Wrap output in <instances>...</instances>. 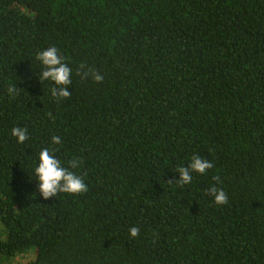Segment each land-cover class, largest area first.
Wrapping results in <instances>:
<instances>
[{"label":"trees","instance_id":"16d2710c","mask_svg":"<svg viewBox=\"0 0 264 264\" xmlns=\"http://www.w3.org/2000/svg\"><path fill=\"white\" fill-rule=\"evenodd\" d=\"M49 47L66 99L39 79ZM44 148L88 191L44 199ZM194 155L213 167L175 184ZM22 257L264 264V0H0V264Z\"/></svg>","mask_w":264,"mask_h":264},{"label":"clouds","instance_id":"9594fccd","mask_svg":"<svg viewBox=\"0 0 264 264\" xmlns=\"http://www.w3.org/2000/svg\"><path fill=\"white\" fill-rule=\"evenodd\" d=\"M36 59L41 62L43 71L40 74V81L48 80L54 85L50 91L51 95L58 99H66L71 93L67 90L72 83L71 68L63 62V57L59 55L57 48L49 47L36 55ZM86 66L82 63L80 69ZM82 78L91 75L92 79L100 83L103 81V76L96 71L89 69L88 71L80 72ZM18 91L16 85L8 87L7 92L12 95ZM51 115V113H49ZM11 135L17 138L18 143H23L28 139L27 129L14 127ZM60 138L53 136L52 143L59 144ZM39 163L35 167V175L38 178V189L44 199L57 196L58 193L81 194L88 191L84 180L69 169L61 166L60 160L54 155L49 148H44L39 153ZM71 168L79 166L78 161L70 160ZM213 167V163L199 156H192L190 163L186 167L177 169L179 179L175 184L183 187L192 181V173L205 174L207 170ZM214 179L219 180L218 177ZM172 183L171 181L169 182ZM207 194L214 197V203L224 205L228 203V196L222 189H217L215 186L207 190ZM129 234L132 238L139 236V228L131 227Z\"/></svg>","mask_w":264,"mask_h":264},{"label":"rangeland","instance_id":"374dc122","mask_svg":"<svg viewBox=\"0 0 264 264\" xmlns=\"http://www.w3.org/2000/svg\"><path fill=\"white\" fill-rule=\"evenodd\" d=\"M26 262V257L18 258L15 260L16 264H21Z\"/></svg>","mask_w":264,"mask_h":264}]
</instances>
